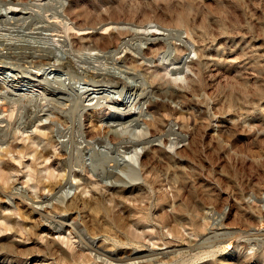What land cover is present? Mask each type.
<instances>
[{
	"label": "rangeland",
	"instance_id": "1",
	"mask_svg": "<svg viewBox=\"0 0 264 264\" xmlns=\"http://www.w3.org/2000/svg\"><path fill=\"white\" fill-rule=\"evenodd\" d=\"M62 14L77 23L102 16L120 22L117 28L153 30L162 44L149 65L172 61L169 67H184L196 61V42L188 32L196 28L200 34L208 65L190 72L193 82L173 84L185 90L184 97L154 96L168 104L161 114L170 128H165V142L153 141L160 149L149 154L153 173H145L147 185L126 190L110 185L113 178L106 169L123 175L116 166L127 154L110 153L93 141L79 150L86 144L84 128L102 135L116 114L118 121H126L129 138L141 132L135 118L147 103L123 85L93 86L73 69L33 63L41 52L54 51L41 47L39 33L54 39L59 54L95 52L86 44L76 50L77 38H98L102 30H50L52 25L62 30ZM69 33L76 38L70 41L67 36L66 45L57 42ZM134 38L126 37L125 44L111 49L107 62L117 61L126 49L139 55L150 42ZM175 46L188 50L180 55ZM14 53L18 56L12 57ZM28 53L33 57H25ZM140 70L127 80L144 84L137 93H146L149 86ZM84 91L93 98L92 108H83ZM106 97L126 104H112ZM3 103H10L12 110L10 118L8 111H0V264H137L136 255H149V264H264V164L258 155H264V0H0V106ZM48 109L67 123L50 122ZM128 109L132 116L123 119ZM36 115V127L12 140L17 149L25 146L30 152L47 145L54 152L65 150L73 163L82 159L88 166L86 172L73 164L82 177H70L56 193L75 194L69 211L56 209L57 214L45 218L16 198L23 195L24 202L43 212L47 202H55L48 201L53 193L43 183L61 178L30 153L7 151L14 129L9 121L20 127ZM46 134L55 136V145L47 144ZM134 151L142 150L138 147L128 155L134 158ZM52 220L73 231H50ZM89 235H95L107 253L90 254L83 240ZM106 255L114 260L109 262Z\"/></svg>",
	"mask_w": 264,
	"mask_h": 264
},
{
	"label": "bare ground",
	"instance_id": "2",
	"mask_svg": "<svg viewBox=\"0 0 264 264\" xmlns=\"http://www.w3.org/2000/svg\"><path fill=\"white\" fill-rule=\"evenodd\" d=\"M62 16L63 17L60 18V22H59L60 24L62 23V25L60 26L62 30H59L58 27H54L53 25L50 26V30L56 31V32H64V31L66 32V31L75 29L76 31H79V30L86 31L84 33H88L92 30L96 32L98 30H102L98 38H92L90 34L87 35L88 37L80 36V39H78L79 37L77 38V40L79 41V45H78L79 48H77L76 50L81 49L80 47H84L85 46L84 44H86L85 47L87 49L94 50L95 52L94 53L89 52L86 54H76V53H72L71 51L64 50L62 51L61 54H59L56 52L57 48L55 47L56 44H54V41H53L54 39H51L49 36L45 34L39 33L38 35H36L38 40L37 39L35 40H37L41 44V47H46L48 49H51L52 51L54 50L56 53L54 51L53 52H41L39 55L37 54L38 56L35 57L33 63L38 67L39 66L41 67L42 65L53 66L55 70L73 69V72H75L79 76H82V79L84 77L88 78L89 82L93 86L94 85L102 86L104 85V83H109L112 87H118L120 85H123V87L128 88L130 91L134 90L136 92L135 94L137 95L138 101L143 99V102L147 103L146 110L145 111L143 110L144 113L139 112L138 114V117L142 116V118H139L141 120H139L138 117L135 118L136 120L135 123L141 126V132L137 134L135 133V135L132 138H129L126 132L125 126H124L126 121L124 122L118 121L121 118L117 116L116 114L114 115V118H116L115 119L116 121H113L111 124H109L107 126V130L102 135L101 133H97V132L94 133L92 130L84 128L82 130V134L85 136L86 144L84 147L79 149L80 152L83 151L86 145L87 144L90 145V141H93L94 143L98 145L107 147L110 153H116L119 155L120 153L127 154V158H125L126 156L124 157V155L122 154L123 155L122 163L116 166V167H119V170L123 173V175L117 171L106 169V174L109 177L113 178V181L110 182V185L112 187L114 188L120 187L126 190V188H130V187L147 185L148 180H147L146 174L153 173V167L150 166L149 154L155 149H158L160 145L159 144L157 146V144H154L153 141L157 139L159 140L161 139L162 142L163 141L165 142L164 135H166V133L168 132L165 130V128L169 127L168 122H165V123L163 122V117L161 114L167 111L168 104L162 100H157L154 96L155 95L161 96L162 98L167 97L169 100H173L177 97H184L185 93L183 91L185 90L182 87H180L182 89L179 90V88H176L173 84L178 80L193 82V77L190 72L193 71L194 69H197V70L201 69L203 65H208V61L205 57L206 52L203 46H201V44L199 43L200 34L198 33V30L196 28H192L188 32V37L196 42V50L198 53V59L196 61L191 60L190 62H187V64L184 67L183 66L169 67L168 66L169 64L171 66L172 64L175 63L172 61L169 62L168 64L154 63L153 65H149L147 61L154 62L152 59L157 57L161 49L159 44L160 43L162 44V42H160L161 40H156L158 36L156 35L157 33L154 32L153 30L140 32V31H135L131 28H122V27L117 28L120 22L113 21L108 18H103L102 16L101 17L99 16L97 18V21L91 22V21L84 20L81 23H77L73 19L66 20L64 14H62ZM114 28H117V30H114ZM135 35L141 36V38H144L145 40H150V42H148L146 46H143V47L140 46L141 47L139 49L140 52L137 50L139 52V55H134L133 53L129 52V50L126 49V54L118 58L117 61H115L114 59V62H111V63L107 62L109 58L107 56V53H109L111 49L114 48V50H117L120 44L126 43L125 41L126 37L133 39ZM67 36L68 38H70V41L76 38L75 37L76 35H73V33H69L67 35L64 34V35H60L61 38H59L57 42H61L64 45H66L65 43H66ZM112 39H116V44L114 47L111 45L114 42ZM86 40H87V43H83ZM175 48L179 50L180 55L182 53H186V51L188 50L187 47L175 46ZM37 50L41 51V48H38ZM72 50H75V49L72 48ZM17 56H18V53H14L12 55V57H17ZM25 57L31 58L33 56L32 54L28 53L25 55ZM108 64H111L112 66H108ZM136 68L142 69L140 70L141 75L143 76L144 80L148 83L149 89L146 93H142V92L137 93V90L140 89L141 85H144V84L142 83L140 84L135 81L127 80V77H130V76L132 77L133 76L132 74H134V72H137ZM160 70H163V72ZM181 73L183 75H178ZM38 83H41V82H38ZM92 99L93 98L92 96L90 97V93L88 91H84L82 96H80V100L86 101V104H84L83 108H89V107L92 108L91 106ZM106 100L112 104H126V102L122 101L120 98L106 97ZM9 104L10 103H3L0 106V111L1 112L11 111L12 109ZM49 111L53 115L52 117L50 116V122H59L63 125L67 123L62 118V115L59 112H55L52 110H49ZM114 113H117V112L114 111ZM123 115H124L123 119H126L129 116H132L130 109L123 112ZM147 115H151V117L149 118L147 117ZM8 117L9 118L11 117V112L8 113ZM38 119L39 118L37 115L32 118L28 117L26 120L23 121V125L20 127L19 126L15 127L17 121H14V122L9 121V124L13 126L14 129L12 130L13 131L12 139L7 143V146H8L7 151H13V152L16 151L18 154H21V155L30 153L33 158L39 159L41 160V162L45 163L44 168L47 170L50 169L52 176L54 177L59 176L61 178L58 181L49 180L47 183H43V186L53 193L52 197L48 201H52V199L53 200L55 199V202H51V205L49 206H48V203L50 202H47L46 210L43 211L44 213L36 209L35 207H33V204L29 205V203L24 202L23 195L17 196L18 198H16L18 202H22L23 205L27 206L30 212L37 214V216L39 215V217L41 216L45 218V216H48L49 213L57 214L55 212L56 209H59L60 212L69 211L71 204L74 202L75 194L72 196H68L69 193L68 194L66 193L65 195L58 194L59 195L58 196L56 195V193L59 192L60 188H62L63 186H66L65 184L69 181L68 179L70 177L71 178L76 177V176L82 177L78 171L73 169V164H78L81 167V170L86 171V172H88V168H87L88 166L82 162V159L81 161H78L77 159V162L73 163V160H71L70 158L71 155L69 156L65 150L64 152H54L53 150H51V147H47V145L43 146L40 149L32 148L30 152L26 150L25 146H22L20 149H17V145H13L12 140H14L17 137V134L19 132L23 133L25 132V130H27V128L31 126L36 127L34 125V122L37 121ZM50 125L51 124L47 125L46 127H50ZM81 125H83L82 121H81ZM44 140L50 146L55 145V142H56L55 136L49 135V134L44 135ZM138 147L141 148L142 151L140 152L134 151L133 153L135 154L134 158L128 155L129 152L133 150H137ZM258 155H259L261 163L264 164V155H262L261 152H259ZM103 161L105 162L106 160H103ZM55 165L57 166L55 167ZM55 170H56V174L53 173V171ZM65 177H66V180H65ZM62 180H65V182H63ZM61 204H64V206H62ZM224 217L222 216V218ZM87 228L89 229V227ZM48 229L50 231L57 232V233H61L63 229H69L70 232L73 231L72 226H68V225L63 226L62 222H59V221L55 222L53 220H52V223L49 224ZM91 233H94V232L91 231ZM78 235H81V234H78ZM83 240H84L85 248L90 249V254H92L91 251H95L99 255L107 251L101 248V246L98 244V241L95 242V235L93 236L89 235L86 239H83ZM155 255H157L158 259L161 257L158 254H155ZM93 256H95V253ZM93 256H92V259H93ZM97 257H100V256H97ZM107 257L108 259L110 258L109 262H111V260H114L110 257V255H108ZM133 258L138 259L137 264H149L151 261H153L152 260L153 258H149V255L148 256L136 255ZM101 260L108 262L107 259H101ZM118 260L120 262H123L122 258H119Z\"/></svg>",
	"mask_w": 264,
	"mask_h": 264
}]
</instances>
